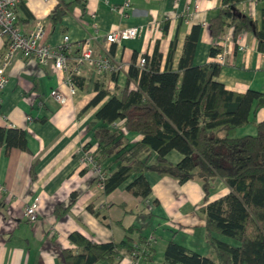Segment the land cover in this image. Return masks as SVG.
Wrapping results in <instances>:
<instances>
[{
  "label": "crops",
  "instance_id": "1",
  "mask_svg": "<svg viewBox=\"0 0 264 264\" xmlns=\"http://www.w3.org/2000/svg\"><path fill=\"white\" fill-rule=\"evenodd\" d=\"M60 1L67 0H22L16 8L21 32L27 34L39 20L48 28L49 46L60 44L64 36L71 44L89 39L94 56L108 55L120 70L112 81V74H96L81 67L77 77L83 80V87L69 96L65 72L39 66L32 58L14 56L5 73L7 83L1 94L0 127L23 132L27 152L12 148L5 155L0 148V264H64L62 252L74 249L68 241L69 234L74 232L94 244L120 242L124 236L132 240L137 256L131 258L122 250L119 264H164V250L171 240L188 251L207 256L204 216L200 209L229 192L221 180L213 181L205 203L198 180L179 183L154 173L144 176L150 187V194L144 199L124 191L130 180L104 196L102 187L82 165L80 157L96 149L87 125L107 100L84 109L95 95L94 86L117 92L124 86L132 55L135 54L136 63L139 56L150 55L154 43L161 54V71L169 43L176 35L170 64V69L175 71L184 39L193 26L199 31L192 66L212 63L208 56L213 44L208 20L215 16L220 0H86L83 10L71 6L52 28L46 17ZM124 3L128 8L119 12ZM263 7L264 0H258L255 5L246 0L237 9L259 28ZM132 27L138 29L133 39L105 43L104 36L109 32ZM232 31V27H225L216 42L219 48L221 39L226 38L229 51L215 81L230 92L253 91L264 96V52L257 50L250 33L233 36ZM77 53L74 47L68 53L67 73L73 68ZM53 88L67 98L63 105L49 97ZM262 120L264 106H259L248 124L232 129L228 136H254V125ZM123 135L128 144L140 140L136 135ZM154 158V155L150 157L149 164L154 163ZM166 159L176 164L181 155L171 151ZM106 166L104 162L105 174L109 175L113 166ZM71 195L74 202L69 206ZM34 202L38 218L29 224L22 210ZM56 205H61L62 210L69 207L64 214L56 215L53 213ZM116 222L123 228L139 229V237L145 243L136 242L138 235L123 233ZM148 249L150 256L143 254Z\"/></svg>",
  "mask_w": 264,
  "mask_h": 264
},
{
  "label": "trees",
  "instance_id": "2",
  "mask_svg": "<svg viewBox=\"0 0 264 264\" xmlns=\"http://www.w3.org/2000/svg\"><path fill=\"white\" fill-rule=\"evenodd\" d=\"M243 1L220 0L215 16L208 20L213 41L209 57L219 52L216 42L225 27H232L233 36L250 33L257 50L264 52V7L257 28L237 9ZM85 4L86 0L60 1L46 20L53 28L71 6L83 10ZM198 31L193 26L185 37L175 71L170 64L176 35L169 43L161 71V54L154 43L150 55H142V69L135 66L132 55L124 86L117 92L94 86L95 95L84 109L107 100L87 125L96 144L92 159L105 175L101 183L104 196L130 180L124 191L134 198H146L150 194L144 177L147 173L166 175L179 183L198 180L204 203L215 179L229 189L226 195L200 209L208 255L200 256L171 240L164 250V264H264V120L254 125V136H228L232 129L248 124L255 109L264 106V96L253 91L238 94L225 90L215 81L220 65L214 62L192 66ZM111 74L115 81V73ZM69 78L78 90L82 89L81 78L70 73ZM123 133L140 140L128 144ZM0 148L5 155L12 148L27 152L24 133L0 127ZM171 151L181 155L176 164L166 159ZM152 155L154 163L149 164ZM104 162L106 168L113 166L109 175L105 174ZM73 202L71 195L69 206ZM68 207L62 210L56 205L53 213L62 215ZM116 224L126 235H138L136 242L145 243L139 229ZM68 241L74 249L62 252L64 264H119L122 250L131 258L137 256L135 243L126 236L120 242L94 244L74 232ZM144 253L150 256L151 251Z\"/></svg>",
  "mask_w": 264,
  "mask_h": 264
},
{
  "label": "built area",
  "instance_id": "3",
  "mask_svg": "<svg viewBox=\"0 0 264 264\" xmlns=\"http://www.w3.org/2000/svg\"><path fill=\"white\" fill-rule=\"evenodd\" d=\"M255 5L258 0H251ZM22 0H0V41L3 48L0 50V102L1 94L7 83L5 73L10 66L15 55L21 58H32L39 66H48L51 71L66 73L64 80L67 86L68 95L73 96L77 92V88L72 84L69 73L75 76L80 74L81 67H87L96 74L117 73L120 67L112 62L108 55L95 57L89 39L71 44L67 36L62 37L60 44L49 46L46 43L48 35L47 26L41 21H35L33 28L23 34L17 25L16 8L21 4ZM128 8V4L124 3L119 12H124ZM138 34L137 28H127L122 30H114L104 36L106 44H115L121 40L133 39ZM227 39H221L219 42V52L212 58V61L218 65L223 64L225 56L228 53L226 48ZM72 47L77 49V56L74 58V66L68 73L67 56ZM145 61L143 56H139L135 66L138 69L144 67ZM49 97L58 105H63L65 98L57 88H53L48 93ZM80 161L85 168L91 171L98 185L101 186L104 180V173L101 168L96 166L92 159V152H84L81 154ZM23 216L29 224L37 221V204L31 203L24 206Z\"/></svg>",
  "mask_w": 264,
  "mask_h": 264
},
{
  "label": "rangeland",
  "instance_id": "4",
  "mask_svg": "<svg viewBox=\"0 0 264 264\" xmlns=\"http://www.w3.org/2000/svg\"><path fill=\"white\" fill-rule=\"evenodd\" d=\"M118 129H121L120 125L117 126Z\"/></svg>",
  "mask_w": 264,
  "mask_h": 264
},
{
  "label": "bare ground",
  "instance_id": "5",
  "mask_svg": "<svg viewBox=\"0 0 264 264\" xmlns=\"http://www.w3.org/2000/svg\"><path fill=\"white\" fill-rule=\"evenodd\" d=\"M38 214V213H37Z\"/></svg>",
  "mask_w": 264,
  "mask_h": 264
}]
</instances>
